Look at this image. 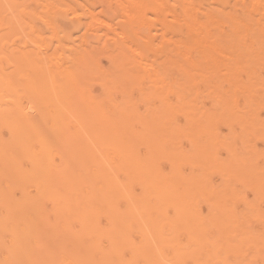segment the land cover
I'll list each match as a JSON object with an SVG mask.
<instances>
[{
    "label": "bare ground",
    "instance_id": "1",
    "mask_svg": "<svg viewBox=\"0 0 264 264\" xmlns=\"http://www.w3.org/2000/svg\"><path fill=\"white\" fill-rule=\"evenodd\" d=\"M0 264H264V0H0Z\"/></svg>",
    "mask_w": 264,
    "mask_h": 264
},
{
    "label": "rangeland",
    "instance_id": "2",
    "mask_svg": "<svg viewBox=\"0 0 264 264\" xmlns=\"http://www.w3.org/2000/svg\"><path fill=\"white\" fill-rule=\"evenodd\" d=\"M64 14V16H66V18H60V23L64 26H66L67 28L69 29H72L73 27V20L70 19L71 17H73V13L71 12H62L61 15ZM77 20H78V17H77Z\"/></svg>",
    "mask_w": 264,
    "mask_h": 264
}]
</instances>
